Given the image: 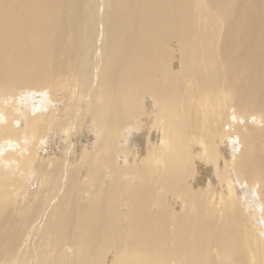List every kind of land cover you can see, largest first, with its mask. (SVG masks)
<instances>
[{
  "label": "bare ground",
  "instance_id": "6f19581e",
  "mask_svg": "<svg viewBox=\"0 0 264 264\" xmlns=\"http://www.w3.org/2000/svg\"><path fill=\"white\" fill-rule=\"evenodd\" d=\"M0 264H264V0H0Z\"/></svg>",
  "mask_w": 264,
  "mask_h": 264
}]
</instances>
